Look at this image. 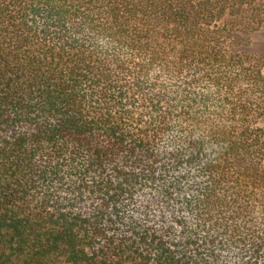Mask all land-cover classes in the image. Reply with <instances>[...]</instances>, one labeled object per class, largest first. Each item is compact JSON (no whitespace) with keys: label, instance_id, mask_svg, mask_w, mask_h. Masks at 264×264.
<instances>
[{"label":"trees","instance_id":"obj_1","mask_svg":"<svg viewBox=\"0 0 264 264\" xmlns=\"http://www.w3.org/2000/svg\"><path fill=\"white\" fill-rule=\"evenodd\" d=\"M264 0H0V264H264Z\"/></svg>","mask_w":264,"mask_h":264},{"label":"rangeland","instance_id":"obj_2","mask_svg":"<svg viewBox=\"0 0 264 264\" xmlns=\"http://www.w3.org/2000/svg\"><path fill=\"white\" fill-rule=\"evenodd\" d=\"M250 48L258 51L264 49V29L256 32L253 35V46L251 45Z\"/></svg>","mask_w":264,"mask_h":264}]
</instances>
